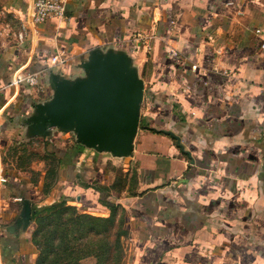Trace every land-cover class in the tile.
Wrapping results in <instances>:
<instances>
[{
  "label": "crops",
  "instance_id": "obj_1",
  "mask_svg": "<svg viewBox=\"0 0 264 264\" xmlns=\"http://www.w3.org/2000/svg\"><path fill=\"white\" fill-rule=\"evenodd\" d=\"M31 6L0 0V264H36L33 210L53 190L122 214V264H264V0H73L20 43ZM94 54L128 59L144 84L128 157L42 123L53 76L87 80ZM27 74L43 93L15 84ZM34 144L38 164H15Z\"/></svg>",
  "mask_w": 264,
  "mask_h": 264
},
{
  "label": "water",
  "instance_id": "obj_2",
  "mask_svg": "<svg viewBox=\"0 0 264 264\" xmlns=\"http://www.w3.org/2000/svg\"><path fill=\"white\" fill-rule=\"evenodd\" d=\"M84 69L88 79L77 83L53 76L57 96L53 105L40 107L44 128L74 132L79 141L99 152L128 157L140 122L144 84L132 63L120 56L94 54ZM180 145V140L175 135ZM182 151L184 147L180 145ZM29 217L30 208L26 207Z\"/></svg>",
  "mask_w": 264,
  "mask_h": 264
},
{
  "label": "rangeland",
  "instance_id": "obj_3",
  "mask_svg": "<svg viewBox=\"0 0 264 264\" xmlns=\"http://www.w3.org/2000/svg\"><path fill=\"white\" fill-rule=\"evenodd\" d=\"M66 138L68 142L73 141L70 134ZM41 150L38 144H34L26 151L29 159H23L22 156L21 159H13V161L15 164H29L30 158H33L32 160L36 161L33 164L37 165L41 159L36 158L40 157ZM43 163L47 168L44 165L41 168L50 170L51 175L57 171V159H45ZM119 173L120 171L117 173L114 171L115 182H118L120 191L123 183H120ZM134 179L132 174L131 188ZM52 182L53 180L49 181L50 185ZM40 189L42 190V187ZM50 195L48 198L50 204H41L38 208L62 203L65 205L60 213L42 215L41 230L37 237L39 248L37 264H121L122 238L125 232L121 213L115 211L106 215L96 211H81L82 208L73 204L70 199H62L57 190L51 191Z\"/></svg>",
  "mask_w": 264,
  "mask_h": 264
},
{
  "label": "built area",
  "instance_id": "obj_4",
  "mask_svg": "<svg viewBox=\"0 0 264 264\" xmlns=\"http://www.w3.org/2000/svg\"><path fill=\"white\" fill-rule=\"evenodd\" d=\"M71 1L73 0H32L30 16L22 23L20 31L16 36L17 40L20 43L25 42L29 36L31 27H37L49 20L58 19L61 22L67 21V6ZM65 62H67L66 59L56 56L52 59L51 64H65ZM15 84L36 89L41 93L45 91L36 74H27L19 78Z\"/></svg>",
  "mask_w": 264,
  "mask_h": 264
},
{
  "label": "trees",
  "instance_id": "obj_5",
  "mask_svg": "<svg viewBox=\"0 0 264 264\" xmlns=\"http://www.w3.org/2000/svg\"><path fill=\"white\" fill-rule=\"evenodd\" d=\"M55 173V171H54ZM51 175V174H50ZM53 175H51L50 177H53ZM45 192H48V190H46ZM63 198V197H62ZM64 203L59 204V205H51L48 207H44V208H34L33 210V221L35 222V224L37 225L36 231L33 235V242L35 243V245L38 248V243H37V237L39 236L40 230H41V221H42V215L43 214H47V215H52L54 212H59L62 210V208L64 207ZM127 234L124 232L123 237L126 236ZM39 249V248H38ZM122 255H123V251H122ZM122 260H123V256L121 258V264H122ZM37 264V261H36Z\"/></svg>",
  "mask_w": 264,
  "mask_h": 264
}]
</instances>
